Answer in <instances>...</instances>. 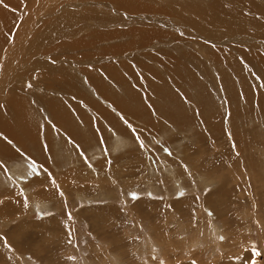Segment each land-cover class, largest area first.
Returning <instances> with one entry per match:
<instances>
[{
  "label": "rangeland",
  "instance_id": "1",
  "mask_svg": "<svg viewBox=\"0 0 264 264\" xmlns=\"http://www.w3.org/2000/svg\"><path fill=\"white\" fill-rule=\"evenodd\" d=\"M263 64L264 0H0V264H264Z\"/></svg>",
  "mask_w": 264,
  "mask_h": 264
},
{
  "label": "bare ground",
  "instance_id": "2",
  "mask_svg": "<svg viewBox=\"0 0 264 264\" xmlns=\"http://www.w3.org/2000/svg\"><path fill=\"white\" fill-rule=\"evenodd\" d=\"M115 2L117 1V0H114ZM128 4H133L134 5V2L136 3V1L137 0H125ZM106 2V1H105ZM109 2H111V1H109ZM119 4H120V6H121V2L119 1L118 2ZM227 4V3H226ZM141 5V4H140ZM230 7V6H229ZM229 7H226V6H224V4H222V5H216L215 7H214V9L213 8H211V10H210V14L209 15H207V16H205V18H203L202 20V22L201 23H199L198 24V26H197V28L195 29L194 27H193V32L194 33H196V34H199V35H208L210 38H208V40H210L211 38L214 40L213 42H215V41H220V40H222V37L223 36H225L226 34H225V31L226 30H230V31H232L233 33H234V31H235V35H236V33L237 32H239V31H241V33H240V38H237V35L236 36H234V39H232V40H235L236 42H238V40L239 39H242L241 41H243V35L244 34H242L243 33V31L245 32V31H248V30H250V29H248L247 28V26L246 25H244V23H243V25H242V21H241V19L242 18H244L242 15L240 16V18L239 19H236L235 17H234V15H235V13H236V11H237V9H235V8H229ZM210 29L212 30V31H215L218 35H209V31H210ZM232 34V33H231ZM233 36V35H232ZM50 37H52V36H50ZM57 37V36H56ZM227 37V36H226ZM236 37V38H235ZM42 38V37H41ZM60 38V37H59ZM249 38H247V39H245L246 41L248 40ZM223 40H225V39H223ZM222 40V41H223ZM46 41V40H45ZM221 41V42H222ZM234 41V42H235ZM43 42V41H42ZM212 43V42H211ZM239 43V42H238ZM57 44H59V43H57ZM219 44H221V43H219ZM59 45H62V46H64V44H59ZM237 47V46H236ZM69 48V47H68ZM219 48V47H218ZM221 48V47H220ZM225 48V47H224ZM227 48V47H226ZM233 48H235V47H233ZM220 50V49H219ZM238 50V49H237ZM220 51H222V50H220ZM217 56V55H216ZM219 58V57H218ZM216 60H218V59H216ZM165 62V61H164ZM39 66L41 65V64H38ZM264 65V64H263ZM86 70V69H85ZM91 73V72H90ZM111 76V75H110ZM115 76V75H114ZM114 78V77H113ZM239 85V84H238ZM159 87V86H158ZM232 87H234V84L232 85ZM160 88V87H159ZM239 88H240V92H237L238 93V95L239 96H242V94L243 93H245V91H249V89H247V87L246 86H241V85H239ZM250 92V91H249ZM261 94V93H260ZM18 96V95H17ZM16 96V98L18 99V97ZM20 96V95H19ZM13 97V96H12ZM179 97V96H178ZM245 98V99H247V104H246V102H245V106H246V108H244V109H251V110H254L253 108V105L252 104H254L255 102H256V98H254V96L253 95H246V96H242V98ZM13 99V98H12ZM244 99V100H245ZM239 101V100H238ZM242 101H243V99H242ZM241 101V102H242ZM11 102V101H10ZM24 102V103H23ZM176 102H178L177 100H176ZM239 104V103H238ZM8 105H10V104H8ZM140 105V104H139ZM232 105V104H231ZM12 108H11V110H12V112L14 113V114H16V120H18L19 122H22L23 124H27V125H29L30 123L29 122H27L26 120H24V114L26 113V107H27V105H26V102H25V100L24 101H21V100H16V101H13V103H12ZM10 107V106H9ZM243 110V109H242ZM239 111V110H238ZM139 112H140V110H139ZM172 113H174V114H172V116H174V115H176L177 114V111H174V112H172ZM240 113V112H239ZM172 116H171V118H172ZM219 118V117H218ZM221 119V118H220ZM66 120V119H65ZM63 121V120H62ZM4 122H6V120L4 121ZM220 122V121H219ZM66 123V122H65ZM222 123V122H221ZM64 125V124H63ZM31 126V125H30ZM19 128V127H18ZM24 130V129H23ZM26 130V129H25ZM21 131V130H20ZM22 132V131H21ZM24 132H27V130L26 131H24ZM19 133V132H18ZM31 133H33V132H31ZM34 134V133H33ZM28 135V134H27ZM29 136V135H28ZM25 137H26V135H25ZM14 138V137H13ZM32 139V138H31ZM18 140V139H17ZM19 141H21V140H19ZM6 149V148H5ZM6 151H8L9 152V150L7 149ZM5 151V152H6ZM2 152H3V150H2ZM5 155H6V153H5ZM13 175V174H12Z\"/></svg>",
  "mask_w": 264,
  "mask_h": 264
},
{
  "label": "snow or ice",
  "instance_id": "3",
  "mask_svg": "<svg viewBox=\"0 0 264 264\" xmlns=\"http://www.w3.org/2000/svg\"><path fill=\"white\" fill-rule=\"evenodd\" d=\"M31 85H29V87H30ZM126 123H127V121H125ZM10 142V141H9ZM11 143V142H10ZM141 147H143V144H141ZM61 195H63L62 193H61Z\"/></svg>",
  "mask_w": 264,
  "mask_h": 264
}]
</instances>
